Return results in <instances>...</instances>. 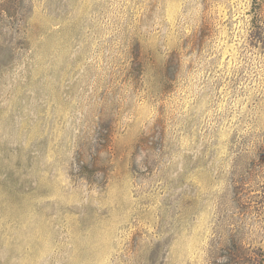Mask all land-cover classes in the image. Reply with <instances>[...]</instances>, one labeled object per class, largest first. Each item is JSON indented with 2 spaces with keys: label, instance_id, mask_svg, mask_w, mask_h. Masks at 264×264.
I'll return each mask as SVG.
<instances>
[{
  "label": "rangeland",
  "instance_id": "rangeland-1",
  "mask_svg": "<svg viewBox=\"0 0 264 264\" xmlns=\"http://www.w3.org/2000/svg\"><path fill=\"white\" fill-rule=\"evenodd\" d=\"M0 264H264V0H0Z\"/></svg>",
  "mask_w": 264,
  "mask_h": 264
}]
</instances>
